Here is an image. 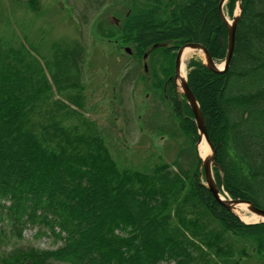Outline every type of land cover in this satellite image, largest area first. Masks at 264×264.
I'll list each match as a JSON object with an SVG mask.
<instances>
[{"label": "trees", "instance_id": "obj_1", "mask_svg": "<svg viewBox=\"0 0 264 264\" xmlns=\"http://www.w3.org/2000/svg\"><path fill=\"white\" fill-rule=\"evenodd\" d=\"M237 1H226L228 16ZM219 2L130 0L118 25L99 31L148 70V89L169 108L171 127L161 131L184 136L194 166L179 153L147 171L119 168L84 114L83 47L54 43L48 59L0 39V264H264V223L245 225L201 183L193 115L172 80L183 45L200 44L223 62ZM240 6L226 72L192 59L186 79L215 150L220 192L264 210V0ZM29 228L60 246L2 249Z\"/></svg>", "mask_w": 264, "mask_h": 264}, {"label": "rangeland", "instance_id": "obj_2", "mask_svg": "<svg viewBox=\"0 0 264 264\" xmlns=\"http://www.w3.org/2000/svg\"><path fill=\"white\" fill-rule=\"evenodd\" d=\"M129 4L130 0H0V39L14 46L24 44L48 59L54 43L83 47L80 81L85 87L84 114L109 144L119 168L147 171L153 163H172L179 153L189 166H194L192 147L181 150L186 144L184 136L177 131L172 138L163 133L162 128L171 127L169 108L148 89V70L143 75L142 63L137 64L125 52L129 46L108 40L99 32L118 25ZM235 10L237 13V7ZM225 15L229 20L233 17ZM192 59L204 63L202 52L195 51L186 61L185 74ZM132 68L136 71L130 76ZM153 114H159L162 120L158 122L159 116L151 118ZM199 179L203 183L202 174ZM246 215L251 213L247 211ZM60 244L29 228L21 241L7 242L2 249L19 246L54 250ZM247 264L254 262L249 260Z\"/></svg>", "mask_w": 264, "mask_h": 264}, {"label": "water", "instance_id": "obj_3", "mask_svg": "<svg viewBox=\"0 0 264 264\" xmlns=\"http://www.w3.org/2000/svg\"><path fill=\"white\" fill-rule=\"evenodd\" d=\"M226 1L227 0H220V2L218 4V15L220 17L221 22L224 24V26L226 28V32H227L226 56H225V59H224L222 66L218 67L213 62L211 56L209 55L207 50L202 45L194 44V43L186 44V45L181 46L176 52V56H175V60H174L173 80H174L175 86L178 90V93H180L181 95L184 96L186 103L189 106L190 111L193 115V121L195 123V127H196L197 134H198V141L196 144V150H197L198 158H199L200 165H201V168L203 171V178H204V182H205V186H206L207 190L212 194L213 198L219 204H221L228 211L232 212L234 215H236L234 213V209L238 205H241V204L246 205L247 211L249 213L257 216L258 220L255 222H252V223H245V224H259V223H264V210H261V209L254 207L248 201L231 200L228 198L225 199V198L220 196L219 190L215 184V181H214L213 175H212V167H214V165H215V163H214L215 151H214L212 144L210 143V141L208 139L201 110L199 108V105H198L195 97L193 96L192 92L190 91V89L188 87L186 79L185 78L179 79L181 63H182V55H183V52L187 49L192 50V51L202 52V54L204 55V63L203 64L212 73L222 74V73L226 72V70L229 66L232 54H233L234 42H235V32H236L239 14L241 13V6H240L241 0H238V6H237L238 14H234L231 21L227 20V18L225 17V15L223 13V10H222L223 5L225 4ZM144 58H146V56H144ZM177 80H179V86L177 85ZM202 140H204L206 142V144L208 145L209 150H210V155L206 156L204 158H201L199 156V152H198V146L201 144Z\"/></svg>", "mask_w": 264, "mask_h": 264}, {"label": "bare ground", "instance_id": "obj_4", "mask_svg": "<svg viewBox=\"0 0 264 264\" xmlns=\"http://www.w3.org/2000/svg\"><path fill=\"white\" fill-rule=\"evenodd\" d=\"M229 20V19H227ZM195 51L192 50H185L182 55V63H181V69H180V74H179V79H184L185 78V67H186V61L191 58V56L194 54ZM177 85L179 86V80H177ZM198 152L199 156L201 158H204L206 156L210 155V150L208 145L204 140H202L201 144L198 146ZM247 212V207L244 204L238 205L234 209V213L245 223H250V222H255L258 220V217L255 216L254 214H251L249 216L246 215Z\"/></svg>", "mask_w": 264, "mask_h": 264}, {"label": "flooded vegetation", "instance_id": "obj_5", "mask_svg": "<svg viewBox=\"0 0 264 264\" xmlns=\"http://www.w3.org/2000/svg\"><path fill=\"white\" fill-rule=\"evenodd\" d=\"M175 57V56H174ZM150 76H148V78H149Z\"/></svg>", "mask_w": 264, "mask_h": 264}]
</instances>
